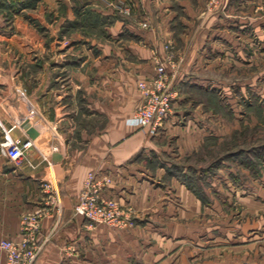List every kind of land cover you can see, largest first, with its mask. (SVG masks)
Instances as JSON below:
<instances>
[{
    "label": "crops",
    "instance_id": "1",
    "mask_svg": "<svg viewBox=\"0 0 264 264\" xmlns=\"http://www.w3.org/2000/svg\"><path fill=\"white\" fill-rule=\"evenodd\" d=\"M206 2L42 0L37 8L16 15L15 32L4 27L0 14V39L11 41L0 42V242L21 239L24 214L51 206L42 219V249L35 264L186 262L188 221L192 212L200 213L202 202L176 176L161 184L164 167L155 173L148 169L143 159L152 160L149 152H156L157 136L137 124L134 115L143 100L138 82L155 76L156 58L165 55L166 41L176 40L185 54L172 85H205L189 70L212 66L203 60L207 49H221L207 40L238 36L229 30H238V19L226 18L231 24L224 26L218 9L203 12ZM115 4L131 5L132 13H121ZM83 11L100 19L102 41L79 34ZM145 21L150 26H143ZM36 38L39 45H31ZM229 47L235 48L232 40ZM31 66L38 72L24 73ZM183 128L196 132L189 125ZM183 136L178 138L180 149L188 147ZM7 137L33 144L14 160L1 151ZM97 168L114 177L105 193L138 209L135 226L96 223L76 213L84 181ZM45 182L58 186L59 210L43 188ZM180 252L184 255L175 259ZM5 261L0 247V264Z\"/></svg>",
    "mask_w": 264,
    "mask_h": 264
},
{
    "label": "rangeland",
    "instance_id": "2",
    "mask_svg": "<svg viewBox=\"0 0 264 264\" xmlns=\"http://www.w3.org/2000/svg\"><path fill=\"white\" fill-rule=\"evenodd\" d=\"M41 1L18 9L10 5L16 1L0 0L4 27L15 32L16 15L37 8ZM234 2L224 5L222 0H207L205 4L203 12L217 13L218 9L224 26L231 24L226 18L238 19L237 31L229 27L233 35L238 33L236 38L207 40L221 49H207L203 60L207 65L212 62V66L189 70L205 85L189 81L186 85H172L173 74L179 72L185 60L176 40L164 43L165 55L156 58L155 76L138 82L143 100L137 110L146 104L140 83H152L160 63L170 71L171 112L160 122L153 119L148 125H139L149 127L157 136L153 141L156 152H149L152 160L143 159L148 169L155 173L164 167L161 184L176 176L202 202L200 213L192 212L188 221L191 236L184 264H264V0ZM114 6L121 13H132L131 5ZM79 19V34L103 40L97 16H87L83 11ZM31 22L40 29L37 21ZM142 24L150 26L147 21ZM231 40L235 44L232 49ZM8 41L5 37L0 39L5 45L11 44ZM63 42L71 44L68 38H63ZM31 45H39V40L36 38ZM37 72V66L24 70L28 75ZM171 116L173 120L167 125ZM187 125L196 132H182ZM181 133L188 146L183 149L178 143ZM126 207L133 218L128 227H133L138 223V209L131 203Z\"/></svg>",
    "mask_w": 264,
    "mask_h": 264
},
{
    "label": "built area",
    "instance_id": "3",
    "mask_svg": "<svg viewBox=\"0 0 264 264\" xmlns=\"http://www.w3.org/2000/svg\"><path fill=\"white\" fill-rule=\"evenodd\" d=\"M170 71L166 65H158L155 80L150 83H140L146 95V104L140 107L134 116L135 122L148 125L157 119L162 121L172 110V95L169 91ZM31 139L16 143L7 137L1 143V151L14 160H19L25 151L32 146ZM114 182L113 175L104 170L89 171L79 199L75 205L77 214L83 215L96 223H108L118 227H126L131 223V211L115 196L105 193L106 189ZM43 188L51 195V201L60 209V195L58 186L53 182H45ZM51 206L27 212L22 218L21 239L4 238L0 247L6 252L4 264H35L42 246L39 243V234L43 217L50 213Z\"/></svg>",
    "mask_w": 264,
    "mask_h": 264
},
{
    "label": "trees",
    "instance_id": "4",
    "mask_svg": "<svg viewBox=\"0 0 264 264\" xmlns=\"http://www.w3.org/2000/svg\"><path fill=\"white\" fill-rule=\"evenodd\" d=\"M14 1H16V2H13V3H11L10 5H12V6H15L16 8H18V9H20L22 6L24 7V5H27V3H29V5H33L34 4V2H35V0L34 1H32V0H28V1H23V0H14ZM3 2V1H2ZM5 2V1H4ZM3 2V3H4ZM2 3V4H3Z\"/></svg>",
    "mask_w": 264,
    "mask_h": 264
},
{
    "label": "water",
    "instance_id": "5",
    "mask_svg": "<svg viewBox=\"0 0 264 264\" xmlns=\"http://www.w3.org/2000/svg\"><path fill=\"white\" fill-rule=\"evenodd\" d=\"M29 133H31L32 135H34L36 133V130L32 127L29 129Z\"/></svg>",
    "mask_w": 264,
    "mask_h": 264
}]
</instances>
